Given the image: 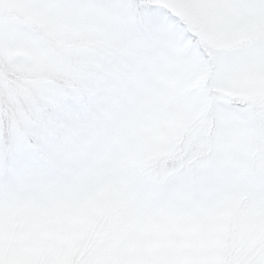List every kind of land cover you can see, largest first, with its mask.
<instances>
[{
    "label": "clouds",
    "instance_id": "9594fccd",
    "mask_svg": "<svg viewBox=\"0 0 264 264\" xmlns=\"http://www.w3.org/2000/svg\"><path fill=\"white\" fill-rule=\"evenodd\" d=\"M185 7L183 32L163 5L124 0L103 29L65 34L84 46L90 67L78 85L81 102L69 107L32 90L33 134L19 147L4 142L0 213L23 216L30 230L62 233L95 215L119 231L198 214L240 182L216 186L210 178L260 110L238 75L247 58L219 49L204 56L192 29L209 31L202 13L220 5ZM92 231L88 225L85 235Z\"/></svg>",
    "mask_w": 264,
    "mask_h": 264
},
{
    "label": "rangeland",
    "instance_id": "374dc122",
    "mask_svg": "<svg viewBox=\"0 0 264 264\" xmlns=\"http://www.w3.org/2000/svg\"><path fill=\"white\" fill-rule=\"evenodd\" d=\"M122 2L0 0V172L5 140L19 147L33 134L26 113L33 89L47 101L63 98L69 107L81 102L78 85L86 82L90 67L84 46L70 43L65 34L103 29ZM143 2L163 5L177 30H186L189 0ZM213 2L220 7L202 13L210 30L192 29V35L204 56L217 49L243 52L247 59L238 75L260 109L210 178L216 186L236 176L240 182L198 214L133 221L119 231L95 215L84 227L62 233L30 230L23 216L0 213V264H264V0ZM88 225L94 231L86 236Z\"/></svg>",
    "mask_w": 264,
    "mask_h": 264
}]
</instances>
